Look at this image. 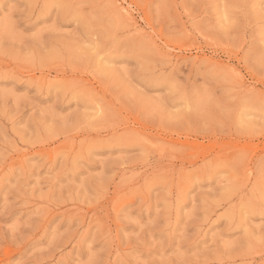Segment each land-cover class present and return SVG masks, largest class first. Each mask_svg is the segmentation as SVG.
Wrapping results in <instances>:
<instances>
[{
    "label": "rangeland",
    "instance_id": "374dc122",
    "mask_svg": "<svg viewBox=\"0 0 264 264\" xmlns=\"http://www.w3.org/2000/svg\"><path fill=\"white\" fill-rule=\"evenodd\" d=\"M0 264H264V0H0Z\"/></svg>",
    "mask_w": 264,
    "mask_h": 264
},
{
    "label": "bare ground",
    "instance_id": "6f19581e",
    "mask_svg": "<svg viewBox=\"0 0 264 264\" xmlns=\"http://www.w3.org/2000/svg\"><path fill=\"white\" fill-rule=\"evenodd\" d=\"M126 13H128L127 11H126ZM242 81V80H241ZM48 84V83H47ZM37 87V86H36ZM39 88V87H38ZM45 88H47V87H45ZM99 108V107H98ZM242 151V150H241ZM48 156V155H47ZM236 161V160H235ZM250 177V176H249Z\"/></svg>",
    "mask_w": 264,
    "mask_h": 264
}]
</instances>
